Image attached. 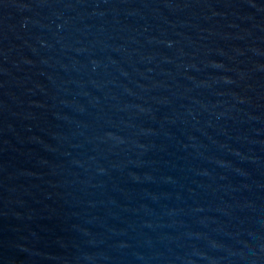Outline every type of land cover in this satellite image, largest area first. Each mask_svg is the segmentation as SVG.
Returning a JSON list of instances; mask_svg holds the SVG:
<instances>
[{"label": "water", "instance_id": "water-1", "mask_svg": "<svg viewBox=\"0 0 264 264\" xmlns=\"http://www.w3.org/2000/svg\"><path fill=\"white\" fill-rule=\"evenodd\" d=\"M0 264H264V0H0Z\"/></svg>", "mask_w": 264, "mask_h": 264}]
</instances>
